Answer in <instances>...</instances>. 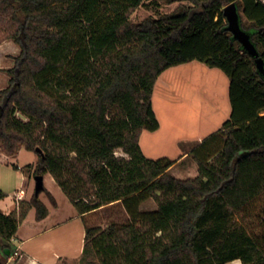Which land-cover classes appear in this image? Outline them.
I'll return each mask as SVG.
<instances>
[{"label": "trees", "instance_id": "16d2710c", "mask_svg": "<svg viewBox=\"0 0 264 264\" xmlns=\"http://www.w3.org/2000/svg\"><path fill=\"white\" fill-rule=\"evenodd\" d=\"M144 1L0 0V41L20 47L0 89V151H33V174L50 173L81 215L122 203L128 221L85 222L77 264H264V72L223 13L236 4L264 63V2L166 0L180 3L131 22ZM191 60L226 73L231 112L190 150L197 174L180 178L177 159L146 156L139 138L159 126L155 81ZM43 190L0 209V264L29 209L46 215ZM148 199L155 209H141ZM249 211L260 231L237 217Z\"/></svg>", "mask_w": 264, "mask_h": 264}, {"label": "rangeland", "instance_id": "374dc122", "mask_svg": "<svg viewBox=\"0 0 264 264\" xmlns=\"http://www.w3.org/2000/svg\"><path fill=\"white\" fill-rule=\"evenodd\" d=\"M179 3L145 0L131 13L130 21L139 22L147 16L169 12ZM19 51V45L13 40L0 41V89L8 84L9 75L6 69L13 65V56ZM228 87L229 78L222 69L208 66L201 61L164 70L155 81L152 94V106L159 126L155 130L143 129L139 138L145 154L151 158L173 159L195 146L199 140L218 131L231 112ZM116 153L122 152L117 149ZM6 157H0V183L5 191H9L11 199L16 188H27L28 192L32 189L35 183L34 174L27 164L33 161L35 153L21 149L15 159L10 155ZM11 162L18 164L19 168L14 167ZM187 162L190 160L185 161ZM170 173L181 178L193 174L188 167L181 165L175 166ZM45 183H48L46 178ZM61 194V198L66 200L63 202L67 204L68 198ZM140 207L151 210L156 208V204L148 199ZM237 217L251 229L261 230L259 218L254 211L238 213ZM128 219L129 216L119 201L85 215V222L89 225L105 226L110 222L123 223Z\"/></svg>", "mask_w": 264, "mask_h": 264}, {"label": "crops", "instance_id": "0c3cea01", "mask_svg": "<svg viewBox=\"0 0 264 264\" xmlns=\"http://www.w3.org/2000/svg\"><path fill=\"white\" fill-rule=\"evenodd\" d=\"M261 1L264 2V0ZM195 61L198 60H191L170 67H180L181 65L194 63ZM166 69H169V67ZM202 140H199L196 145ZM193 147L173 158L177 160L169 167L168 171L170 172L175 166L181 165L182 167H188L189 172L193 173L187 177L195 176L197 174V165L192 158H189V152ZM21 149L25 148L20 147L19 150ZM142 151L144 152L143 149ZM17 153L11 157L15 159ZM0 157L7 158L1 151ZM36 158L37 156L35 154L33 161L28 163L32 172ZM187 160H190V162L185 163ZM11 163L14 167L19 168V165L15 162ZM47 174L50 173L43 175L44 190L38 195L39 199L46 206L47 213L43 218L38 219L35 208L31 207L29 209L26 216L19 222L16 233L10 240L12 253L7 257L6 264H60L62 262L77 264L80 260L85 236V215L88 213L84 215L79 214L69 199V202L65 204L63 201L66 200L61 198L63 191L57 185L52 175L50 174V177H47ZM45 178L48 181L47 184L45 183ZM34 184L29 192L27 188H16L10 199L9 191H5L2 183H0V189L6 193V196L0 199L1 211L8 213L18 207V202L21 199L28 200L31 198L35 192ZM19 190L22 196L19 198L20 200H17L15 198V192ZM51 197L55 200V204L52 203ZM227 264L242 263L239 259H234L227 262Z\"/></svg>", "mask_w": 264, "mask_h": 264}, {"label": "water", "instance_id": "95a60500", "mask_svg": "<svg viewBox=\"0 0 264 264\" xmlns=\"http://www.w3.org/2000/svg\"><path fill=\"white\" fill-rule=\"evenodd\" d=\"M223 13L227 20L226 28L232 33L233 38L237 39L241 43L242 48L255 57V63L258 70L260 72H264V63L262 59L258 57V52L254 43L250 39V34L240 26L239 13L237 11L236 4L234 2L227 4L223 8ZM34 181L35 192H38L44 187L43 175H34ZM5 251L8 253V248H5Z\"/></svg>", "mask_w": 264, "mask_h": 264}, {"label": "built area", "instance_id": "2783aa9c", "mask_svg": "<svg viewBox=\"0 0 264 264\" xmlns=\"http://www.w3.org/2000/svg\"><path fill=\"white\" fill-rule=\"evenodd\" d=\"M22 196V194H21V191L19 190V191H17V192H15V198L17 199V200H19V198Z\"/></svg>", "mask_w": 264, "mask_h": 264}]
</instances>
